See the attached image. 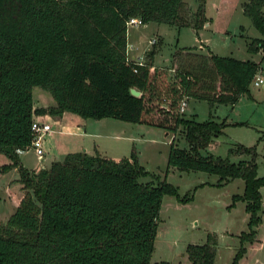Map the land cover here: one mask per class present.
I'll use <instances>...</instances> for the list:
<instances>
[{
	"label": "trees",
	"instance_id": "obj_1",
	"mask_svg": "<svg viewBox=\"0 0 264 264\" xmlns=\"http://www.w3.org/2000/svg\"><path fill=\"white\" fill-rule=\"evenodd\" d=\"M189 17L181 14L182 0H0V153L8 161L0 172L16 167L22 193L16 206L0 221V264H179L150 261L158 211L163 194L184 201L165 179L139 181L148 175L132 147L127 156L113 159L97 151L66 152L36 170L22 166L15 148L26 147L36 115L69 111L82 118L113 117L144 122L174 132L181 130L186 146L170 139L166 163L178 169L217 175V184L241 178V193L231 203L244 201L247 230L229 264L244 252V241L255 235L260 221V186L255 144L236 143L224 157L202 154L226 124L210 118L214 102L233 104L248 93L259 62L205 51H184L196 61L177 67L164 90L158 121L143 114L149 101L159 98L152 83L151 55L137 62L127 59L125 20L138 16L142 23L190 24L207 20L204 0H196ZM264 0H242L241 11L259 31L246 50L264 52ZM243 27H240L242 29ZM47 90L54 105L33 106L32 86ZM134 87L139 95H133ZM205 99L207 118H185L178 110L184 98ZM152 107V106H151ZM230 155H244L236 161ZM188 264H213L215 240L207 232L202 243L185 246Z\"/></svg>",
	"mask_w": 264,
	"mask_h": 264
},
{
	"label": "rangeland",
	"instance_id": "obj_2",
	"mask_svg": "<svg viewBox=\"0 0 264 264\" xmlns=\"http://www.w3.org/2000/svg\"><path fill=\"white\" fill-rule=\"evenodd\" d=\"M241 1L204 0L203 14L208 18L205 22L207 24L196 30L190 24L153 21L130 25L127 27L128 37L137 38L138 41L142 38V44H146L149 38H154L155 42H148L149 44L145 46L148 48L139 51L135 57L133 55L136 49L129 51L128 57H132L131 59L139 57L145 61L147 50L151 47L154 49L151 55L154 72H151L150 78L159 92V98L153 97L149 101L152 107L150 106V110L143 114L149 121H158L161 117L159 102L165 93L163 90L174 79L173 74L177 67L187 69L188 61H196L195 57L184 51L204 52V49L199 50L197 47L207 43L210 50L219 55L258 61L259 69L256 73L262 77L263 82L255 85L251 80L248 93H242L235 103L214 102L209 111L205 99L189 97L186 98L182 113L185 118L197 121L207 118L208 111L210 118L216 121L224 119L226 124L222 127L221 133L214 137L213 143L201 149V153L224 157L227 148L236 143L255 144L258 153L256 173L261 175L264 174V52L258 50L251 53L246 50L247 41L251 37H259L260 33L242 13ZM196 5V0H182L181 14L189 17ZM31 94L34 106L54 105L50 93L38 85L32 86ZM65 113L60 119L49 113L40 115L41 118L48 120L51 127L49 134L41 138L43 146H51L53 143L58 146L63 145L64 140H74L76 143L83 140L86 146L96 145L100 154L113 159L127 156L133 147L139 164L149 173L139 177V181L153 179L155 182L157 179H165L176 187L180 197L185 193L190 195L184 201L174 195H162L150 261L168 260L173 263L188 264L186 244L202 243L207 232H210L215 240L213 264L230 263L240 245L239 232L247 230L248 213L244 210V201L238 199L230 204L231 195L242 192L241 178H232L226 183L217 184V175L214 173L167 166L166 157L170 139L179 147L186 146L179 127L174 132H170L149 123L102 117L85 118L87 121L85 130L92 134L73 133L72 130L80 131L76 129V123L71 116L77 114L69 111ZM81 130H84L82 126ZM116 132H119L117 133L120 134L119 137L114 136ZM61 147L56 146V148ZM73 148L80 150L82 146L79 144ZM19 156L28 169L36 170L47 162L45 159H37L32 149L24 150ZM54 156H57L56 153ZM242 157L244 155L238 157L229 154L228 156L232 161ZM7 161V157L0 153V163ZM259 191L261 218L254 226V238L242 243L245 250L235 264H264V185L260 186ZM2 208L0 207V218L4 214Z\"/></svg>",
	"mask_w": 264,
	"mask_h": 264
},
{
	"label": "crops",
	"instance_id": "obj_3",
	"mask_svg": "<svg viewBox=\"0 0 264 264\" xmlns=\"http://www.w3.org/2000/svg\"><path fill=\"white\" fill-rule=\"evenodd\" d=\"M206 24L207 23H204V25H206ZM240 27H242V25H240ZM142 43H143L142 38L139 41L137 40V38H134V37L130 38V37L127 36V31H126V52H127L126 55L129 54L128 53L129 51H133L134 49H136V51H135V53L133 55V57H135V56H137V54H139V51L141 52L142 50L148 48V47H145L147 44H149L148 40L146 41V44H142ZM203 46H207L209 49H211L208 46L207 43L201 44L200 48L201 47L203 48ZM138 56H140V55H138ZM253 61H256V60H253ZM65 112L66 111H63L60 115H53V116H55L56 118L60 119V118L63 117V115L66 114ZM45 114L46 113L36 115L35 118L40 119V120H42L44 122H48V120H45L44 118L40 117V115H45ZM71 116H72L73 120L76 123L75 124L76 129L80 130V131H73L72 130L73 133L75 132V133H83V134H87V133L88 134H92L91 132H87L85 130L86 127H87V121H86L85 118L78 117L77 115H74V114H72ZM60 125H62V123ZM81 126L83 127L84 130H81ZM68 131H70V130H68ZM49 132H47L45 134L48 135ZM117 133H119V132H116V134H114L115 137H119L120 136V134H117ZM63 142H64V144L63 145L60 144L59 146L57 144H55V143L51 144V146H49V145L48 146L47 145L43 146L42 145V140H41V146H42V150H43V154H42V158L41 159H45V161H47L46 163H44V165H41V166H47L51 161L61 159V157L66 152L75 151V149L73 147L75 145H79V144L82 146V148L80 150H84L87 153H90V152L93 153L94 151H97L98 153H100L98 151L99 149H97L96 145H93L92 147L86 146L84 144L83 140H81V142H79V143L78 142L76 143L74 140H70V141L69 140H67V141L64 140ZM213 142H214V138L212 139V141L208 145H210ZM56 146L57 147H61L62 146V147L61 148H56ZM89 149H91V150H89ZM22 152L17 153L18 154V159H19L20 164L22 166L26 167L24 165L23 161L20 159V156H19ZM55 153H56L57 156H54ZM46 157H48V158H46ZM16 173H17V175H16ZM229 180H227L226 182H228ZM242 183H243V181H242ZM21 193H22V188H21V183L18 181V172H17L16 167L14 166V167H11V168L3 171V172H0V207H3L2 209L4 210V211L2 210L4 214L0 218V221H4L5 218L7 217V215L16 206V204L18 202V199L21 196ZM4 207H5V209H4Z\"/></svg>",
	"mask_w": 264,
	"mask_h": 264
},
{
	"label": "built area",
	"instance_id": "obj_4",
	"mask_svg": "<svg viewBox=\"0 0 264 264\" xmlns=\"http://www.w3.org/2000/svg\"><path fill=\"white\" fill-rule=\"evenodd\" d=\"M141 24H144V23H142L141 19L138 16L128 17L125 20L126 31H127V27L130 25H141ZM148 42L153 43V42H155V39L149 38ZM125 54H127L126 46H125ZM126 58L131 59L130 57H128V55H126ZM134 60H136L137 62L142 61L139 57L134 58ZM252 81L255 85H258L261 82H263L262 77L256 72L253 75ZM185 103H186V100L184 98L180 99L179 108H178V110L180 112L183 111ZM30 129H31L32 137L30 139L29 144L24 148H15V151H16V153H20L24 150L32 149L33 152L35 153L37 159H41L42 154H43V150H42V146H41V138L45 133H47L51 130L50 124L48 122H44L40 119L33 118L31 121V124H30Z\"/></svg>",
	"mask_w": 264,
	"mask_h": 264
},
{
	"label": "water",
	"instance_id": "obj_5",
	"mask_svg": "<svg viewBox=\"0 0 264 264\" xmlns=\"http://www.w3.org/2000/svg\"><path fill=\"white\" fill-rule=\"evenodd\" d=\"M129 92L133 95H139V91L135 89L134 87H130Z\"/></svg>",
	"mask_w": 264,
	"mask_h": 264
}]
</instances>
